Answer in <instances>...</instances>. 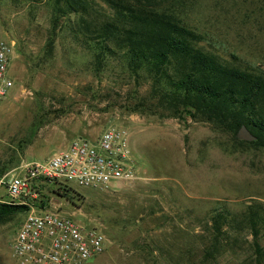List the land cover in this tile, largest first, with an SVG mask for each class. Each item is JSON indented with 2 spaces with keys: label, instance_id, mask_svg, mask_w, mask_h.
<instances>
[{
  "label": "rangeland",
  "instance_id": "374dc122",
  "mask_svg": "<svg viewBox=\"0 0 264 264\" xmlns=\"http://www.w3.org/2000/svg\"><path fill=\"white\" fill-rule=\"evenodd\" d=\"M91 5L92 22L109 13L100 0ZM179 9L202 35L200 46L231 64L264 70V0H184ZM49 16L44 0H0V40L10 46L13 82L0 106V177L75 136L94 138L109 124L123 126L137 163L135 181L107 191L69 183L73 204L47 196L52 207L97 226L107 239L85 264H255L246 219L250 212L259 219L264 252V148L184 113L162 115L157 100L148 98L147 82L116 56L95 69L91 53L63 31L44 50ZM67 18L60 26L73 24ZM6 199L0 186V201ZM216 213L234 222L218 252L204 258ZM21 220L0 226V264L9 260Z\"/></svg>",
  "mask_w": 264,
  "mask_h": 264
},
{
  "label": "trees",
  "instance_id": "16d2710c",
  "mask_svg": "<svg viewBox=\"0 0 264 264\" xmlns=\"http://www.w3.org/2000/svg\"><path fill=\"white\" fill-rule=\"evenodd\" d=\"M45 1L50 8V35L44 50H52L54 36L63 31L91 53L95 69L116 56L130 75L147 82L148 98L157 100L162 115L184 113L233 136L243 125L255 139L237 142L264 148V70L231 64L200 46L202 35L179 9L184 0H100L109 13L95 22L88 18L93 0ZM70 16L73 24L60 26V19ZM50 192L70 204L76 201L67 185L52 186ZM24 213L23 207L0 201V226L23 218ZM252 214L246 220L255 264H263L264 252L257 243L259 219ZM233 220L222 213L210 218L211 241L202 251L204 258L218 252Z\"/></svg>",
  "mask_w": 264,
  "mask_h": 264
},
{
  "label": "built area",
  "instance_id": "2783aa9c",
  "mask_svg": "<svg viewBox=\"0 0 264 264\" xmlns=\"http://www.w3.org/2000/svg\"><path fill=\"white\" fill-rule=\"evenodd\" d=\"M10 53L9 44L0 40V106L13 87ZM136 179L129 132L120 125L109 124L94 138L75 136L44 159L22 161L0 177L7 198L1 202L25 209L7 264H85L96 257L107 243L103 232L52 207L47 198L51 187L72 183L80 189L107 191Z\"/></svg>",
  "mask_w": 264,
  "mask_h": 264
},
{
  "label": "water",
  "instance_id": "95a60500",
  "mask_svg": "<svg viewBox=\"0 0 264 264\" xmlns=\"http://www.w3.org/2000/svg\"><path fill=\"white\" fill-rule=\"evenodd\" d=\"M234 136L237 139L244 140V141H252L255 139V137L243 125L239 126Z\"/></svg>",
  "mask_w": 264,
  "mask_h": 264
}]
</instances>
